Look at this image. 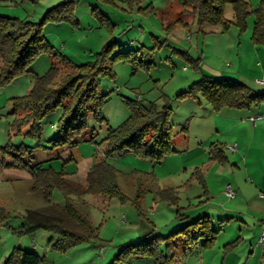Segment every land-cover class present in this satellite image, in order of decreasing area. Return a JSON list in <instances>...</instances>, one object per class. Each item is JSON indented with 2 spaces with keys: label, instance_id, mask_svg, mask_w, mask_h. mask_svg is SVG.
<instances>
[{
  "label": "rangeland",
  "instance_id": "rangeland-1",
  "mask_svg": "<svg viewBox=\"0 0 264 264\" xmlns=\"http://www.w3.org/2000/svg\"><path fill=\"white\" fill-rule=\"evenodd\" d=\"M63 1L0 0V14L37 22ZM247 1L250 12L244 27L237 24L231 3L225 6L226 23H205L200 28L198 21L189 22L191 7L184 8L177 0H74L70 18L45 20L43 33L53 50L37 56L20 75L7 82L0 80V264L16 247L35 250L42 257L39 264H110L124 245L147 234L167 236L189 222L181 214L199 211L201 223L190 231L209 224L204 230H216L214 238L201 235L197 243L188 244L184 232L172 237L173 264H264V200L250 195L253 187L257 195L261 192L264 152L243 153L236 147L228 160L223 153L235 144L220 143L219 135L207 138L212 127L211 104L202 93L187 96L204 75L241 78L255 91L264 90V86L252 84L261 63L254 44L264 48L263 42L255 43L252 38L255 9L264 7V0ZM99 52H106L110 68L98 81V91L106 94V101L102 117H88V130L76 137V144L51 147L64 117L62 107L41 117L38 132H28L32 117L16 132L15 98L27 95L37 76L45 75L55 62L60 77L65 76L74 72L71 65L97 63ZM220 63L225 66L223 72L214 69ZM131 101L142 109L167 107L170 111L174 151L162 160L129 151L107 153L104 139L108 128L129 118ZM26 114L25 110L20 113ZM203 137V145L212 150L211 164L215 162L206 178L196 167L209 156L198 148ZM18 149L24 151L23 158L17 155ZM103 159L118 169L125 198L72 195L91 217L96 238L64 251L53 247L59 235L50 229L20 231L27 209L45 206L48 198L59 205L66 203L60 187L53 182L46 185L49 170L63 171L68 180L85 185L89 170ZM21 160L34 168L10 165ZM170 173L175 176L168 177ZM35 175L40 182L44 180L39 188ZM229 183L234 198L221 195ZM165 241L161 248L166 250ZM123 256L131 264H159L150 252L129 249Z\"/></svg>",
  "mask_w": 264,
  "mask_h": 264
},
{
  "label": "trees",
  "instance_id": "trees-1",
  "mask_svg": "<svg viewBox=\"0 0 264 264\" xmlns=\"http://www.w3.org/2000/svg\"><path fill=\"white\" fill-rule=\"evenodd\" d=\"M177 1L184 8L191 7L193 21H198L200 28L205 23H226L224 10L229 3L233 5L237 24L241 27L245 26L246 17L250 12L247 0ZM74 7V0H65L58 6L50 8L43 19L37 22L0 14V80L7 82L20 75L29 69V64L37 56L52 51L53 46L48 44L43 33L45 20L47 18L68 19ZM255 12L256 21L252 38L255 43H261L264 42L263 5L256 8ZM104 53L106 52L98 53L100 59L93 65L86 63L71 65L74 72L67 73L65 76L60 77L58 62L53 63L45 75L37 76L30 92L23 97L15 98L14 112L18 116L14 124L16 132H21L19 128L31 117L34 120L28 132H38L41 117L62 107L64 117L60 123L58 135L51 139V147L58 148L76 144L78 142L76 137L88 130V117L90 115L102 117L101 109L103 102L106 101V94L98 91V81L101 74L110 70ZM187 92H189L187 96L194 97L202 93L216 111L226 106L242 108L253 104L258 105L264 101V90L255 91L240 80L213 75H204L202 79L195 81ZM130 107L132 113L128 119L118 127L108 128V135L104 139L107 153L129 151L140 157L159 161L173 152L168 108L163 110L142 109L133 101L130 102ZM24 110L27 114L20 115ZM149 131L153 134L148 137ZM18 152L17 155L23 158L21 156L24 151L18 149ZM10 165L27 167L31 170L34 168L22 160L12 162ZM64 175L63 171L49 170L48 179L50 181L46 185L50 187L49 185L53 182V185L62 189L67 199L65 205L53 203L48 198L45 206L27 209L20 231L33 233L39 228L50 229L59 235L53 247L65 251L98 236L91 217L79 208L73 201L72 195L99 194L124 199L125 194L118 183V169L106 159L99 160L89 170L85 185L80 182L74 183ZM34 181L36 188L44 182V180L40 182L37 175L34 176ZM47 193H49L48 189ZM181 216L182 218L187 217L184 213ZM199 223H201V218L189 221L187 225L171 231L167 236L147 234L135 242L124 245L110 264H131L123 256V252L129 249L136 253L150 252L156 256L159 264H173L174 255L170 251L172 237L182 236L181 233L184 232V238L188 244L197 243L195 240L201 235H210L207 240L214 238L216 230L210 228L204 230L205 227H209V224H203L198 229L190 231L191 227L194 228ZM163 239L166 240V250L161 248ZM41 259L42 257L35 250L16 247L6 257L4 264H39Z\"/></svg>",
  "mask_w": 264,
  "mask_h": 264
},
{
  "label": "crops",
  "instance_id": "crops-1",
  "mask_svg": "<svg viewBox=\"0 0 264 264\" xmlns=\"http://www.w3.org/2000/svg\"><path fill=\"white\" fill-rule=\"evenodd\" d=\"M190 21L193 23V16L191 19H189V22ZM247 43H248V40H247ZM250 44H253V41ZM254 49L256 50V53L258 57L260 58L261 63L259 64V66H256L257 71L254 74L255 79H253L252 84H254L255 87L264 86V84L259 83L256 80V79L264 77V48H261V45L259 44H256V45L254 44ZM214 67L216 71L219 70L221 72H223L225 68V66L222 63H220V65L214 64ZM224 76H227V75H224ZM244 77L247 78V76H244ZM240 81H241V78H240ZM253 90H256V89H253ZM212 111H213L211 112L212 113L211 115L213 117L212 127H211V132L209 131L210 135L207 138H210L215 135H219L221 139L220 143L224 145H229L231 143L235 144L234 145L235 149H232L229 146H227L228 150H226V152L223 153V156H226L227 159L228 158L230 159L232 157V154H234L233 152L236 150V147H237L236 151H238L239 149L243 153L244 152H248V153L249 152H253V153L264 152V101L258 105L253 104V105L245 106L242 108L226 106V107L221 108L218 111L214 109ZM253 117L255 118V120L252 119ZM200 140L202 144L201 146H198V148L204 151L203 155H209V156H208V159H205L203 162L199 163L196 167H197V170H199L200 173H202V175H204L206 178L208 176L210 169L213 167L212 165H215V162L211 164V161L214 160L212 157L211 148H209L207 145H203L205 142V137L201 138ZM173 173H170L171 175L168 177H174L175 175ZM155 177L160 178L156 175ZM259 191L261 192H259V195H257V190L256 188L253 187V191L252 193H250V195L255 196V197L259 196V199H260V200L258 199L259 201L264 200V196L261 195L262 193H264V176L262 177V180L260 181ZM221 195H227V194L226 192L225 193L222 192ZM234 197H231V198H234ZM228 198L230 197L228 196ZM185 215H187L189 221H192V220H195V218H200L202 216V213L199 211L198 213H195L194 215H190L187 213ZM262 234H264V228L262 230Z\"/></svg>",
  "mask_w": 264,
  "mask_h": 264
},
{
  "label": "built area",
  "instance_id": "built-area-1",
  "mask_svg": "<svg viewBox=\"0 0 264 264\" xmlns=\"http://www.w3.org/2000/svg\"><path fill=\"white\" fill-rule=\"evenodd\" d=\"M257 81H258L259 83L264 84V77H263V78H259V79H257ZM252 119L255 120L254 117H253ZM229 147L232 148V149H235V146H234V145H230ZM225 192H226V194H227L229 197H234V196H235V191H234V189H233V187H232L231 184H227ZM261 195L264 196V193H262Z\"/></svg>",
  "mask_w": 264,
  "mask_h": 264
}]
</instances>
